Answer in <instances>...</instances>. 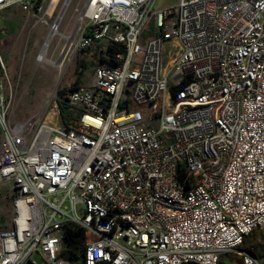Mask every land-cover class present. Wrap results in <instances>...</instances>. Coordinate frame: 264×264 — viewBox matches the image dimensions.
<instances>
[{"label":"built area","instance_id":"obj_1","mask_svg":"<svg viewBox=\"0 0 264 264\" xmlns=\"http://www.w3.org/2000/svg\"><path fill=\"white\" fill-rule=\"evenodd\" d=\"M157 1L86 0L76 48L122 50L68 93L66 121L58 105L12 121L0 52V264H262L241 245L264 228V0Z\"/></svg>","mask_w":264,"mask_h":264},{"label":"rangeland","instance_id":"obj_2","mask_svg":"<svg viewBox=\"0 0 264 264\" xmlns=\"http://www.w3.org/2000/svg\"><path fill=\"white\" fill-rule=\"evenodd\" d=\"M177 0H158L157 5H169ZM47 0L40 9L21 12L16 6L0 12V50L5 60L7 77L3 76L4 91L11 100L12 121H23L30 117L54 119L58 105V91L71 84L81 61L88 63L83 72L82 83L89 84L101 49L107 44H94L89 49L76 48L81 33V14L86 0ZM55 34L45 48L50 33ZM68 45V46H67ZM45 50L44 58L38 57ZM173 47L164 46V59ZM65 63L62 66V58ZM7 78V79H6ZM12 189L0 183V223L11 215ZM1 226H3L1 224ZM264 228L255 230L244 246L257 254L253 244L260 242ZM243 250H246V249ZM230 262L239 261L238 253L226 256ZM262 264L264 257L259 256Z\"/></svg>","mask_w":264,"mask_h":264},{"label":"trees","instance_id":"obj_3","mask_svg":"<svg viewBox=\"0 0 264 264\" xmlns=\"http://www.w3.org/2000/svg\"><path fill=\"white\" fill-rule=\"evenodd\" d=\"M1 27L0 31L2 30ZM92 47V46H91ZM90 47V48H91ZM122 50L121 45L117 43L108 44L105 49H101L99 52V60H105L107 62H115V54ZM88 67V63L85 61H81L76 68V78L75 80L69 84L64 85L59 91V98L57 100L58 107L60 110V118L62 121H66L70 116H72L73 112L70 110L69 105L67 103V95L68 93L82 84L83 72ZM251 234L246 236L241 248L244 249L247 242H249ZM83 238H84V229L77 225H67L65 228V241L67 244V249L65 251V256L73 261H76L79 257L78 252L83 253ZM253 248H255L259 254L254 252V250L246 247L245 249L252 252L255 256L260 258L264 257V234L261 237V240L257 244H253ZM225 264H232L228 259H224ZM234 264H241L240 261Z\"/></svg>","mask_w":264,"mask_h":264},{"label":"bare ground","instance_id":"obj_4","mask_svg":"<svg viewBox=\"0 0 264 264\" xmlns=\"http://www.w3.org/2000/svg\"><path fill=\"white\" fill-rule=\"evenodd\" d=\"M68 2H69V0H67V3H68ZM67 3H66V4H67ZM54 34H55V30H52V32L50 33V36H49L48 41L45 43V48L49 45V42H50V40L52 39V37H53ZM45 50H46V49H44L43 52L40 53V55H39V57H38L39 60L45 59V58H44Z\"/></svg>","mask_w":264,"mask_h":264},{"label":"water","instance_id":"obj_5","mask_svg":"<svg viewBox=\"0 0 264 264\" xmlns=\"http://www.w3.org/2000/svg\"><path fill=\"white\" fill-rule=\"evenodd\" d=\"M186 264H199V263L198 262H195V261H192V262H189V263H186Z\"/></svg>","mask_w":264,"mask_h":264},{"label":"crops","instance_id":"obj_6","mask_svg":"<svg viewBox=\"0 0 264 264\" xmlns=\"http://www.w3.org/2000/svg\"><path fill=\"white\" fill-rule=\"evenodd\" d=\"M1 12V11H0ZM0 52H1V50H0ZM2 54V53H1ZM2 57H3V55H2ZM3 60H4V57H3ZM4 62H5V60H4Z\"/></svg>","mask_w":264,"mask_h":264}]
</instances>
